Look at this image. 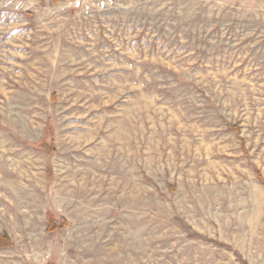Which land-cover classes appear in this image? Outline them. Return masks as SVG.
Masks as SVG:
<instances>
[{"label":"rangeland","instance_id":"rangeland-1","mask_svg":"<svg viewBox=\"0 0 264 264\" xmlns=\"http://www.w3.org/2000/svg\"><path fill=\"white\" fill-rule=\"evenodd\" d=\"M0 236V264H264V0H0Z\"/></svg>","mask_w":264,"mask_h":264},{"label":"trees","instance_id":"trees-1","mask_svg":"<svg viewBox=\"0 0 264 264\" xmlns=\"http://www.w3.org/2000/svg\"><path fill=\"white\" fill-rule=\"evenodd\" d=\"M62 228V225H61V221H56L54 219H49V226H48V230H55V229H60ZM3 241L7 242L6 239L2 238L0 236V246L4 245V243H2Z\"/></svg>","mask_w":264,"mask_h":264}]
</instances>
